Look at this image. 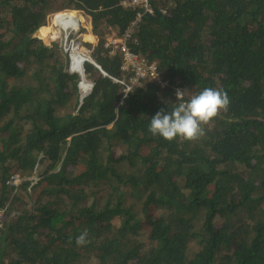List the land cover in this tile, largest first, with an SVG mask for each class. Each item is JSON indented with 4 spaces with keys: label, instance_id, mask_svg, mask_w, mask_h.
I'll use <instances>...</instances> for the list:
<instances>
[{
    "label": "trees",
    "instance_id": "16d2710c",
    "mask_svg": "<svg viewBox=\"0 0 264 264\" xmlns=\"http://www.w3.org/2000/svg\"><path fill=\"white\" fill-rule=\"evenodd\" d=\"M125 1L0 0V213H20L0 264H264V0H149L151 14ZM71 8L98 38L83 104L67 55L36 37ZM141 14L127 46L166 86L122 104L130 74L105 44ZM208 87L230 106L201 139L148 131L177 89Z\"/></svg>",
    "mask_w": 264,
    "mask_h": 264
},
{
    "label": "clouds",
    "instance_id": "9594fccd",
    "mask_svg": "<svg viewBox=\"0 0 264 264\" xmlns=\"http://www.w3.org/2000/svg\"><path fill=\"white\" fill-rule=\"evenodd\" d=\"M129 1H132V0L125 1L123 5L128 6V5H125V3ZM73 11L77 12V14H80L82 18L84 19L85 27L83 28V30L89 29L92 32V29L90 28L87 22L84 12L80 9L71 8V9H66L65 11H60V12L51 14L47 20L48 25L45 26L50 29L51 31L50 34L48 35L46 39H41L37 36L39 32L38 31L36 33V37L43 41L48 39L51 41V43L59 44V42H54V40H57L60 37H62V31L60 33H57L59 32L61 28H57V26H55L56 17L62 16V14H65V13L73 15ZM62 18H64V16H62ZM83 30H82V34H83L82 38L87 36V35H84ZM93 37L96 38L94 35ZM44 43L46 45L51 46V43L50 44L46 42ZM60 49L62 50L61 47ZM67 57L69 60L68 55ZM69 67H70V60H69ZM68 71L71 73L70 69ZM71 74H77L81 78V82L79 84L80 103L83 104L84 99L88 98L93 92L92 90L91 94L87 97L83 95L82 84L84 83V78H86L85 79L86 82L88 81L93 86V89H94L95 84L92 80L88 79L86 72L84 74L83 73L79 74L76 72L71 73ZM165 86L166 84L162 82V87H165ZM184 97H185V91L177 89L176 90V101H179V103H177L176 106L172 108L171 110L161 109L154 116L150 118V124L148 127V131L153 136H160L164 140L169 141V142L177 138H182L186 141H197L205 135L203 125H207L211 120L216 118L221 112H226L230 106V98L228 97L227 93L224 92L222 89L208 87V88H204L198 94L192 95L187 100H185ZM123 99L124 98L122 97V101H121L122 104L124 100H126V99L124 100ZM75 242L77 246H84L87 243H89L88 231L84 230L76 238Z\"/></svg>",
    "mask_w": 264,
    "mask_h": 264
},
{
    "label": "built area",
    "instance_id": "2783aa9c",
    "mask_svg": "<svg viewBox=\"0 0 264 264\" xmlns=\"http://www.w3.org/2000/svg\"><path fill=\"white\" fill-rule=\"evenodd\" d=\"M125 5L135 6V5H142L145 8V11L149 14L152 13V10L149 6V0H132L126 2ZM64 18L60 19L65 20L67 22L63 23H56L55 26L57 28H61L62 30V37L54 42H59L60 47L62 48L63 52L69 56L70 60V71L71 73H78L75 68V62L77 59H80L82 62L86 59L85 64L82 69L84 71L83 74L86 72V64L90 63L95 65V62L92 59V51L86 50L83 43V26L80 24V20L83 19L80 14L72 15V14H62ZM142 19V14L138 17L135 23L128 28L127 32L124 34L122 38L117 37V32L115 33V37H111L109 40L106 41L105 47L107 49L118 50L123 57V64H122V71L126 74H130L128 78H124L122 80H116V82L123 87V98L126 99L132 92H134L137 88H143L147 82H155L162 84V80L160 78L158 72V66L155 62H151L148 59L132 52L130 48L127 46V42L130 40L131 34L134 31L135 25L138 24ZM68 23V26L65 24ZM112 36V35H111ZM85 57V58H83ZM92 61V62H91ZM99 70L101 68L95 65ZM102 71V70H101ZM81 74V73H79ZM103 74L107 76L104 72ZM83 81V80H82ZM89 83V82H88ZM90 84V83H89ZM91 85V84H90ZM88 90V91H87ZM93 90V86L91 85V89H87V87L82 88L83 95L85 97L89 96ZM123 99V100H124ZM22 180L17 176L14 177V181L12 185L18 187L21 184ZM6 211L3 210L0 213V230L5 227L7 221L5 220Z\"/></svg>",
    "mask_w": 264,
    "mask_h": 264
},
{
    "label": "rangeland",
    "instance_id": "374dc122",
    "mask_svg": "<svg viewBox=\"0 0 264 264\" xmlns=\"http://www.w3.org/2000/svg\"><path fill=\"white\" fill-rule=\"evenodd\" d=\"M60 11H65V10H60ZM59 11V12H60ZM62 17H60L58 20H56V23H63L64 24V22H67V21H65V20H63V22H62V20H60ZM67 26H68V23H65ZM83 24H84V26H85V21H84V19H83ZM89 24V23H88ZM88 24H87V26H88ZM90 26V25H89ZM50 29L48 28V27H46V28H42L40 31H39V33H38V37H40L41 39H46L47 37H48V35L50 34ZM61 32V29L59 30V32H57V33H60ZM83 33H84V35H91V34H93L89 29H86V30H83ZM115 33H116V31H113L112 33H110V35L107 37V40H109L111 37H115ZM94 35V34H93ZM112 35V36H111ZM95 36V35H94ZM44 42H46V43H48V44H50L51 43V41L50 40H44ZM84 43V42H83ZM97 43H98V38L96 37V38H94V44L93 45H87V44H85L84 43V47L86 48V50H91V51H93V48L97 45ZM87 85V84H86ZM36 180H37V178H35ZM20 215V213L18 212V211H16V210H12L9 214L8 213H6L5 214V220L7 221V222H9L11 219H13V218H16L17 216H19Z\"/></svg>",
    "mask_w": 264,
    "mask_h": 264
},
{
    "label": "bare ground",
    "instance_id": "6f19581e",
    "mask_svg": "<svg viewBox=\"0 0 264 264\" xmlns=\"http://www.w3.org/2000/svg\"><path fill=\"white\" fill-rule=\"evenodd\" d=\"M74 16L76 15V14H73ZM60 17H62V16H57L56 17V20H58ZM80 24L83 26V27H85L84 26V24H83V19H81L80 20ZM46 28V27H45ZM62 31V30H61ZM92 40H94V37H93V35H87V36H85L84 38H83V42L85 43V44H87V42H90V41H92ZM83 58H85V57H83ZM85 61H86V59H84L83 60V62L80 60V59H77V61L75 62V70L78 72V73H82L83 71H84V69H82L83 68V66H84V64H85ZM92 62V61H91ZM85 79L86 78H84V83L82 84V88H85V87H87V89H91V85L88 83V81L86 82L85 81ZM87 84V85H86ZM88 91V90H87ZM85 96V95H84Z\"/></svg>",
    "mask_w": 264,
    "mask_h": 264
},
{
    "label": "water",
    "instance_id": "95a60500",
    "mask_svg": "<svg viewBox=\"0 0 264 264\" xmlns=\"http://www.w3.org/2000/svg\"><path fill=\"white\" fill-rule=\"evenodd\" d=\"M39 33V32H38ZM37 36H38V34H37ZM95 65H97L96 63H95ZM98 66V65H97ZM82 74V73H81Z\"/></svg>",
    "mask_w": 264,
    "mask_h": 264
}]
</instances>
